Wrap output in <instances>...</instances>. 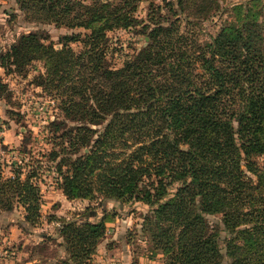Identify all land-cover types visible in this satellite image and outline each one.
<instances>
[{
  "label": "trees",
  "instance_id": "trees-1",
  "mask_svg": "<svg viewBox=\"0 0 264 264\" xmlns=\"http://www.w3.org/2000/svg\"><path fill=\"white\" fill-rule=\"evenodd\" d=\"M139 2L16 0L30 21L88 33L64 35L60 49L37 32L22 33L0 66L21 71L42 59L38 84L67 93L65 119L49 122L47 153L67 197L148 204L142 232L164 264H251L264 254V172L253 159L264 152V4L234 5L233 18L199 43L182 22L209 19L217 0H169L176 17L147 24L135 16ZM138 27L148 43L111 66L106 33ZM81 37L75 53L68 40ZM107 116L103 128L89 126ZM69 117L79 121L68 126ZM28 172L22 179L17 165L5 176L0 162V214L21 207L23 228L39 218L36 172ZM209 214H220V224L211 226ZM57 230L71 257L87 258L104 223L67 221ZM222 231L235 236L221 240Z\"/></svg>",
  "mask_w": 264,
  "mask_h": 264
},
{
  "label": "rangeland",
  "instance_id": "rangeland-1",
  "mask_svg": "<svg viewBox=\"0 0 264 264\" xmlns=\"http://www.w3.org/2000/svg\"><path fill=\"white\" fill-rule=\"evenodd\" d=\"M89 2L90 0H83ZM169 0H140L135 16L147 24L158 18L174 19L176 10H168ZM219 10L206 20H192L193 25L182 22L181 29L190 28L192 38L199 43L218 33L224 22L233 18V6L246 4L247 0H217ZM174 2V1H173ZM264 4V0H262ZM37 32L45 44H52L60 49L64 35H83L87 30L78 27L56 26L54 23L30 21L19 8L16 0H0V55L4 54L22 34ZM144 31L116 28L108 31L107 62L119 67L129 54L135 53L148 43ZM147 38V39H146ZM82 37L77 41L68 40L73 52L83 48ZM83 40V39H82ZM45 75L44 61H34L21 71L14 66H0V162L3 174L10 176L17 165L22 167L21 178L25 179L30 168L35 170L31 182L39 189V218L32 226L23 228L19 220L24 216L21 207L0 214V264H164L161 253L152 254L151 244L142 232V217L150 209L140 201L126 202L119 205L115 201L100 202L95 198L67 197L57 183L54 175L56 161H51L47 153L52 145L49 139V122L54 119L64 120L60 109L62 96L67 94L48 91L45 85L38 84L39 76ZM109 117L92 128L101 129ZM68 126L78 122V117L67 118ZM86 122L80 120V122ZM87 149L81 150L80 154ZM74 156V155H73ZM264 172V152L253 158ZM252 179L255 176L249 174ZM176 183L170 186L174 190ZM105 210V212H103ZM211 226L220 224V214L206 216ZM67 221L75 226L85 222L103 221L104 233L87 258L71 257V247L58 228ZM235 236L220 232L221 240ZM264 253V246L263 251ZM129 254V258L125 257ZM253 259V260H252ZM251 264H264V254L260 259L252 258ZM225 260L222 264H228Z\"/></svg>",
  "mask_w": 264,
  "mask_h": 264
},
{
  "label": "crops",
  "instance_id": "crops-1",
  "mask_svg": "<svg viewBox=\"0 0 264 264\" xmlns=\"http://www.w3.org/2000/svg\"><path fill=\"white\" fill-rule=\"evenodd\" d=\"M125 257H127V259L130 257L129 254H127Z\"/></svg>",
  "mask_w": 264,
  "mask_h": 264
},
{
  "label": "water",
  "instance_id": "water-1",
  "mask_svg": "<svg viewBox=\"0 0 264 264\" xmlns=\"http://www.w3.org/2000/svg\"><path fill=\"white\" fill-rule=\"evenodd\" d=\"M147 39V38H146Z\"/></svg>",
  "mask_w": 264,
  "mask_h": 264
}]
</instances>
